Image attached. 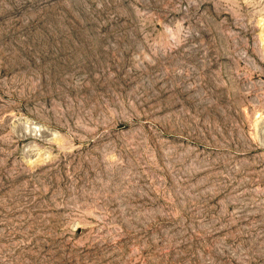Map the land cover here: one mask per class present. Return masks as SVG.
<instances>
[{
	"label": "rangeland",
	"instance_id": "obj_1",
	"mask_svg": "<svg viewBox=\"0 0 264 264\" xmlns=\"http://www.w3.org/2000/svg\"><path fill=\"white\" fill-rule=\"evenodd\" d=\"M0 264H264V0H0Z\"/></svg>",
	"mask_w": 264,
	"mask_h": 264
}]
</instances>
